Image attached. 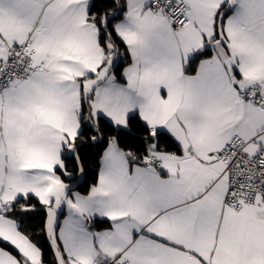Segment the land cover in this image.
<instances>
[{
    "label": "snow or ice",
    "instance_id": "snow-or-ice-1",
    "mask_svg": "<svg viewBox=\"0 0 264 264\" xmlns=\"http://www.w3.org/2000/svg\"><path fill=\"white\" fill-rule=\"evenodd\" d=\"M0 264H264V0H0Z\"/></svg>",
    "mask_w": 264,
    "mask_h": 264
},
{
    "label": "trees",
    "instance_id": "trees-1",
    "mask_svg": "<svg viewBox=\"0 0 264 264\" xmlns=\"http://www.w3.org/2000/svg\"><path fill=\"white\" fill-rule=\"evenodd\" d=\"M37 220H38V217L36 218ZM32 225H30V227H31Z\"/></svg>",
    "mask_w": 264,
    "mask_h": 264
}]
</instances>
